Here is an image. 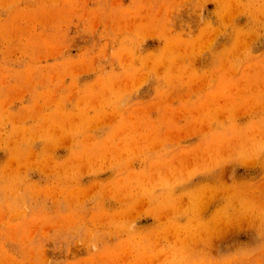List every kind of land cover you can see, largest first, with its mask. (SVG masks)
<instances>
[{
    "label": "rangeland",
    "instance_id": "obj_1",
    "mask_svg": "<svg viewBox=\"0 0 264 264\" xmlns=\"http://www.w3.org/2000/svg\"><path fill=\"white\" fill-rule=\"evenodd\" d=\"M0 264H264V0H0Z\"/></svg>",
    "mask_w": 264,
    "mask_h": 264
}]
</instances>
